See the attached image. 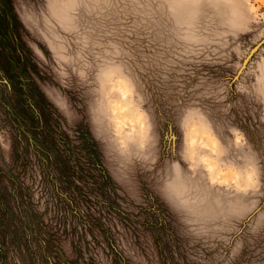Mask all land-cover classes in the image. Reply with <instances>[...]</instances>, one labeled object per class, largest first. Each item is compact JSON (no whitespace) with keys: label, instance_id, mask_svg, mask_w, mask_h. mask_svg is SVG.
I'll list each match as a JSON object with an SVG mask.
<instances>
[{"label":"rangeland","instance_id":"obj_1","mask_svg":"<svg viewBox=\"0 0 264 264\" xmlns=\"http://www.w3.org/2000/svg\"><path fill=\"white\" fill-rule=\"evenodd\" d=\"M263 36L264 0H0V264H264ZM42 115L102 176L63 186Z\"/></svg>","mask_w":264,"mask_h":264},{"label":"trees","instance_id":"obj_2","mask_svg":"<svg viewBox=\"0 0 264 264\" xmlns=\"http://www.w3.org/2000/svg\"><path fill=\"white\" fill-rule=\"evenodd\" d=\"M5 49H7V47L5 45H3V47H1L0 50L5 51ZM13 49L16 50L15 47H13ZM26 63L28 64L27 61H26ZM26 78H29L27 80L26 84H27V88L29 91L28 96L30 97L32 102L35 105H38L39 108L41 109V111H43L45 109L50 110L51 104H49V102H47L48 100L43 95L42 91L40 89H39L40 91L37 89L38 87H37V81H35L36 79H33L34 77H31V75L27 76ZM43 115L45 116L44 112H43ZM43 115H42V120L40 119V121L37 122V125L34 128V130L40 136V139H39L40 141H38V144L40 143L42 145V147L44 146L47 149L53 148V152L55 153L53 160H54V162L57 163V167L59 169L58 170L59 172L57 173V175L62 180V182L64 184L63 186H65L67 188V187L72 185L74 178L77 177V175H76L77 174V170H76L77 167L79 169H82V171H87L88 174L92 172L94 177H95V174L102 176L101 172H97V170L101 171L102 168H103V170L105 169V167L103 166L102 161H101L102 157H100L101 152H98V150H97L98 149L97 148L98 142L91 135L89 129L87 127H85L84 131L83 132L81 131L80 136L76 137L75 134H76L77 130L75 129V127L74 128H70V127L67 128V126L65 124L63 125V127H60V125L57 122H55L54 125L53 124L50 125L48 122V119L45 118L46 116L43 117ZM44 129H46V130H44ZM59 132L61 133V138L59 139V141H60L59 143L61 145V146L59 145V147H61V149L55 150V146L57 145V135H59ZM34 136H36V135H34ZM29 144H30V142H29ZM35 144L37 145V143H35ZM47 156L46 157L48 159H50V160H48L49 163H52V157L49 155H47ZM55 158H58V160H56ZM100 167H102V168H100ZM110 179L112 181L111 177H110ZM101 181L103 182V180H101ZM104 182H105V180H104ZM79 199L83 203V200L81 198H79ZM71 202L72 201H68V203L66 205L67 206L66 208L68 211H72L74 209V208L71 209V205H74ZM86 204L87 205L85 208H87V211H85V214H84L83 210H81L83 212L81 214L82 218L85 217L87 215V213H89V211H90V206H89L87 201H86ZM68 206H70V208H68ZM69 214L74 216V214H72L71 212H69ZM32 216H33V218H31V224H37L38 215L34 214ZM69 218H71V217H69ZM86 220L90 221L89 218ZM79 221H81V219ZM89 226H90V224H89ZM42 241L43 240H41V242ZM41 242L39 241V243H41ZM44 245H45V243L42 242V251L45 249L44 247H46ZM36 250H38V249H36Z\"/></svg>","mask_w":264,"mask_h":264},{"label":"water","instance_id":"obj_3","mask_svg":"<svg viewBox=\"0 0 264 264\" xmlns=\"http://www.w3.org/2000/svg\"><path fill=\"white\" fill-rule=\"evenodd\" d=\"M263 44H264V36L255 45H253L251 47V49L249 50V52L246 55V57L242 60L241 66L239 67V69L237 70L236 74L234 75L233 80L237 79L239 77V75L241 74L242 70L245 68L246 64L248 63L249 59L258 50V48L261 47V45H263ZM169 129L171 130V126L170 125H169ZM172 136L175 137V135H173V134H172ZM255 211H257V209ZM255 211L253 213H255ZM251 215H249L248 218H250Z\"/></svg>","mask_w":264,"mask_h":264}]
</instances>
